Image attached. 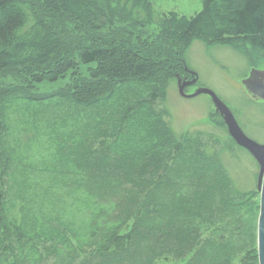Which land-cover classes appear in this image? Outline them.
<instances>
[{"label":"trees","instance_id":"1","mask_svg":"<svg viewBox=\"0 0 264 264\" xmlns=\"http://www.w3.org/2000/svg\"><path fill=\"white\" fill-rule=\"evenodd\" d=\"M200 1L0 0V264H259L256 186L164 100L193 40L264 50V0Z\"/></svg>","mask_w":264,"mask_h":264},{"label":"rangeland","instance_id":"2","mask_svg":"<svg viewBox=\"0 0 264 264\" xmlns=\"http://www.w3.org/2000/svg\"><path fill=\"white\" fill-rule=\"evenodd\" d=\"M154 5L158 12L173 10L186 16L194 14L202 7L200 0H155ZM154 28L155 26L150 24L145 29L152 32ZM75 59L80 74L89 76L88 69L94 65L82 64L78 56ZM185 61L186 72L181 78L187 77L191 80L190 71L197 75L195 83L184 87L185 93H192L197 87L212 90L230 109L243 133L254 141L263 143L264 103L256 101L258 98L250 93L249 89L252 88L248 80L252 78L253 71L264 68V50L254 46L239 47L220 42L206 44L193 40L185 50ZM67 74L66 80L44 81L33 85V92H50L69 80V72ZM164 105L169 111V125L176 135L187 130H201L211 138L218 139L220 157L232 172L236 186L240 189L256 186L258 163L246 149L235 143L207 94L184 97L179 94L177 80H172L166 87ZM220 142H226L229 147L221 145ZM153 264L172 263L158 260Z\"/></svg>","mask_w":264,"mask_h":264},{"label":"water","instance_id":"3","mask_svg":"<svg viewBox=\"0 0 264 264\" xmlns=\"http://www.w3.org/2000/svg\"><path fill=\"white\" fill-rule=\"evenodd\" d=\"M193 76L191 80L177 79V86L179 94L184 97H193L195 95L204 93L207 94L214 106L215 111L223 118L228 133L233 138L235 143L244 149H246L256 160L259 165V172L257 177V191L259 192V215L257 221V253L259 264H264V142L258 143L253 139L246 136L238 123L236 122L230 109L224 104V102L210 89L205 87H198L190 94L184 92V87L193 84L197 80V75L193 71H190ZM255 95L264 99V89H252Z\"/></svg>","mask_w":264,"mask_h":264},{"label":"flooded vegetation","instance_id":"4","mask_svg":"<svg viewBox=\"0 0 264 264\" xmlns=\"http://www.w3.org/2000/svg\"><path fill=\"white\" fill-rule=\"evenodd\" d=\"M259 72H258V71ZM256 73H255V78L253 79L254 81V86L257 88V87H260L261 89H264V68L263 69H256L255 70ZM186 79L188 80V78L186 77ZM256 101H261L264 103L263 100H260V99H255Z\"/></svg>","mask_w":264,"mask_h":264}]
</instances>
